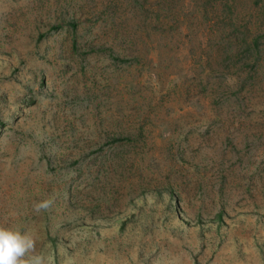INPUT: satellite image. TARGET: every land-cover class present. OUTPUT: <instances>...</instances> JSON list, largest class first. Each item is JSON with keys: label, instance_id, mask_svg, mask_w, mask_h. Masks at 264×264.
Listing matches in <instances>:
<instances>
[{"label": "rangeland", "instance_id": "374dc122", "mask_svg": "<svg viewBox=\"0 0 264 264\" xmlns=\"http://www.w3.org/2000/svg\"><path fill=\"white\" fill-rule=\"evenodd\" d=\"M138 1L0 0V225L51 264H264V0Z\"/></svg>", "mask_w": 264, "mask_h": 264}, {"label": "clouds", "instance_id": "9594fccd", "mask_svg": "<svg viewBox=\"0 0 264 264\" xmlns=\"http://www.w3.org/2000/svg\"><path fill=\"white\" fill-rule=\"evenodd\" d=\"M54 198L34 204V210L51 209ZM36 240L28 230L0 225V264H51L43 255L35 252Z\"/></svg>", "mask_w": 264, "mask_h": 264}, {"label": "trees", "instance_id": "16d2710c", "mask_svg": "<svg viewBox=\"0 0 264 264\" xmlns=\"http://www.w3.org/2000/svg\"><path fill=\"white\" fill-rule=\"evenodd\" d=\"M135 2H139L138 0H133ZM193 2V0H190ZM195 2V1H194ZM237 0H217V3L218 5H224L226 4L227 7H233L235 9V4H236ZM216 5V7L218 6ZM68 25L70 26L72 32L77 29V21L74 19L72 20H69L68 22ZM60 27V24H56V25H53L52 28H59ZM245 44L246 46L244 47L245 49V58H248L250 57L251 55H254L256 52L258 53V45H259V42L257 41V38L256 37H251V39L249 41H245ZM72 46L74 48V50H77V43H76V39L75 37L73 36L72 37ZM176 206L174 207V212L176 211ZM221 215H222V212H218L216 217L218 219H221Z\"/></svg>", "mask_w": 264, "mask_h": 264}]
</instances>
